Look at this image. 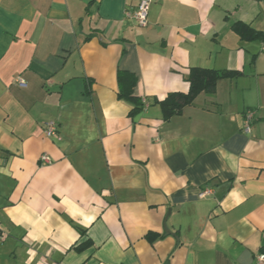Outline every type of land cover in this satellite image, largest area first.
<instances>
[{"label": "crops", "instance_id": "0c3cea01", "mask_svg": "<svg viewBox=\"0 0 264 264\" xmlns=\"http://www.w3.org/2000/svg\"><path fill=\"white\" fill-rule=\"evenodd\" d=\"M139 2L0 0V264H256L264 252V44L232 28L264 32V0H152L144 28ZM196 67L242 75L165 121L157 102L187 93ZM119 71L137 77L134 118ZM50 121L59 138L45 137Z\"/></svg>", "mask_w": 264, "mask_h": 264}, {"label": "trees", "instance_id": "16d2710c", "mask_svg": "<svg viewBox=\"0 0 264 264\" xmlns=\"http://www.w3.org/2000/svg\"><path fill=\"white\" fill-rule=\"evenodd\" d=\"M233 31L243 41H261L264 44V32L257 31L251 26L238 22L233 25ZM242 75L239 71L230 70H214L206 68H191L187 81L189 83V90L187 93H171L167 98L161 102H157L163 111V118L169 121L175 116L183 113L184 109L194 104L195 100L201 94L214 95L217 91L218 82L223 79H234ZM118 97L120 100L127 101L131 104L132 109L129 112L130 117H135L144 109V103L135 95V87L137 85V77L133 73L126 71H119L118 76ZM152 236L149 234L147 238L152 241ZM155 237V236H154ZM92 242H86L75 247L77 252H82L89 249Z\"/></svg>", "mask_w": 264, "mask_h": 264}, {"label": "built area", "instance_id": "2783aa9c", "mask_svg": "<svg viewBox=\"0 0 264 264\" xmlns=\"http://www.w3.org/2000/svg\"><path fill=\"white\" fill-rule=\"evenodd\" d=\"M152 4V0H140L133 18L139 27H146L149 22V10ZM20 86H25V82L22 80H17ZM255 119V113L252 110H248L244 118V132L247 134L251 133V127ZM44 135L46 138H59V130L56 122L50 121L46 124ZM41 162L44 164H49L51 159L46 154L42 155L40 158ZM213 192L211 190H206L200 194V197L211 195ZM5 239V234L0 230V243ZM256 264H264V252L260 253L256 257Z\"/></svg>", "mask_w": 264, "mask_h": 264}]
</instances>
